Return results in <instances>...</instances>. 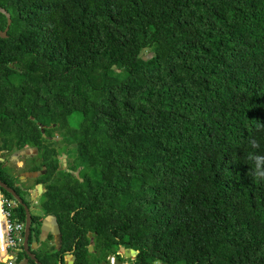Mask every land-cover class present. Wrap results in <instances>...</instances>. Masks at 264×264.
I'll list each match as a JSON object with an SVG mask.
<instances>
[{
    "label": "trees",
    "instance_id": "16d2710c",
    "mask_svg": "<svg viewBox=\"0 0 264 264\" xmlns=\"http://www.w3.org/2000/svg\"><path fill=\"white\" fill-rule=\"evenodd\" d=\"M0 6V152L38 150L74 264H94L89 231L103 259L122 245L131 264H264V0Z\"/></svg>",
    "mask_w": 264,
    "mask_h": 264
},
{
    "label": "flooded vegetation",
    "instance_id": "af4514ba",
    "mask_svg": "<svg viewBox=\"0 0 264 264\" xmlns=\"http://www.w3.org/2000/svg\"><path fill=\"white\" fill-rule=\"evenodd\" d=\"M52 138H55L54 136H51ZM57 140H61L63 137L58 136ZM67 151H71V149L67 146ZM37 150V149H36ZM38 153H32L27 154L26 158L24 157L22 161V165H20L21 169L20 171H14L12 172V176H16L17 179L14 180V190L17 192V194L20 196V198L23 200L24 203H26L30 209L31 213V232L29 235V244L31 251L33 249L37 250L38 256H39V264H46L45 262L48 260H59V264L61 261H63V264H70L72 262L71 258L67 257L68 255H72L75 257L74 263L76 261V244L73 243L72 239L76 233V229L72 228L70 231L69 236V243L72 246L71 249H67L66 244L63 242V234H62V224L60 221V218L62 216L65 218L67 217V213H62V216L59 214L54 213L56 209H61L60 207H64L62 205L57 204H45L43 203L44 199V193L47 191V183L46 182H38L37 179L40 178L42 175L46 174L45 166H42L40 169H31L35 165L33 164V161L30 159ZM65 153H62V156ZM68 157V154H66ZM71 158V157H70ZM4 162V161H3ZM68 163V162H67ZM64 164V163H63ZM3 166L8 167L9 169L12 167L9 162L3 164ZM11 170V169H10ZM40 174L31 176L28 173L32 172H39ZM73 173H75L74 170H72ZM14 174V175H13ZM9 179L12 180L13 178L11 175L9 176ZM38 184H42L43 190L39 191ZM17 204L15 205V208H19L20 206H23L26 212L27 217V210L24 205H22L21 202L18 200ZM88 207H97L93 205H89ZM75 214V211L71 212V216L73 217ZM61 216V217H60ZM64 220V219H63ZM25 234H26V220H25ZM89 243L86 245L88 250L92 253V256L89 254H85L88 258L91 257V259L94 261L92 263L97 264H131V259L126 258L124 255L120 254L119 252L117 254H120L123 256V260H120L119 257L116 255H109L103 259V254L99 252L97 245L99 237L103 240L104 238L97 234V232L93 233L92 231H89L87 233ZM25 244V241H24ZM90 246H93V249H90ZM25 250V246L24 249ZM119 251V250H118ZM27 257H29L28 252L25 250ZM64 253V254H63ZM27 257H24L23 259H27ZM136 257V256H135ZM30 258V257H29ZM28 258V261H29ZM61 258V259H60ZM32 259V258H31ZM71 260V262H69ZM17 262L18 259H17ZM73 263V264H74Z\"/></svg>",
    "mask_w": 264,
    "mask_h": 264
},
{
    "label": "built area",
    "instance_id": "2783aa9c",
    "mask_svg": "<svg viewBox=\"0 0 264 264\" xmlns=\"http://www.w3.org/2000/svg\"><path fill=\"white\" fill-rule=\"evenodd\" d=\"M15 198L0 187V264H15L25 241V222L14 215Z\"/></svg>",
    "mask_w": 264,
    "mask_h": 264
},
{
    "label": "water",
    "instance_id": "95a60500",
    "mask_svg": "<svg viewBox=\"0 0 264 264\" xmlns=\"http://www.w3.org/2000/svg\"><path fill=\"white\" fill-rule=\"evenodd\" d=\"M0 12L5 14L6 17H7V26H6V28L5 29H1L0 28V36L5 38V37H8V31H9V28H10V26L12 24V17H11V14L8 12V10L6 8L2 7V6H0ZM42 130H44V125H42ZM27 152L29 153V149L28 148L25 149V150L20 151L19 153L14 154V156H16L17 159H18L21 154L27 153ZM66 157H67V155L65 154L64 155L65 165L67 164L66 163ZM3 159L4 158L0 157V161H2ZM20 164L22 165L23 163H20ZM75 173H76V175H79V171H76ZM28 174L31 175V176H35V175L40 174V171L39 172H34V173L30 172ZM0 187L2 189L6 190L8 193H10L13 198L18 200L19 202L22 203V205L25 206V208L27 210V217H26V234H25V244H24V246H25V250L29 254V257L34 259L37 263H39V260L37 259L36 255L30 249V247H32V246H30V244L28 242L29 241V235H30V232H31V213H30V209H29L28 205L23 202V200L20 198V196L17 194V192L12 187H10L7 183L3 182L1 179H0ZM38 189H39V191L43 190L42 184H38ZM90 249L92 250L93 246H90ZM118 252L120 254L124 255L126 258H130V257L137 256L139 251L136 250V249H133V248H126L125 246L121 245ZM67 257L71 258L72 262L70 264H73L75 257H73L72 255H68ZM19 264H28V258L25 259L24 261L20 262ZM60 264H62V263L60 262Z\"/></svg>",
    "mask_w": 264,
    "mask_h": 264
},
{
    "label": "rangeland",
    "instance_id": "374dc122",
    "mask_svg": "<svg viewBox=\"0 0 264 264\" xmlns=\"http://www.w3.org/2000/svg\"><path fill=\"white\" fill-rule=\"evenodd\" d=\"M149 51L148 50H146V51H144V53H148ZM77 118H78V116H74L72 119H71V121L73 120V121H76L77 120ZM73 126L75 125V123H71ZM59 137H56V138H54V139H58ZM29 149V153L27 152V153H23V154H21L20 156H19V158L17 159V157L16 156H14V154H16V153H19L20 151H17V152H15V153H13L11 156L10 155H7V156H2L1 155V153L2 152H0V157H2V158H4L2 161H4L5 163H8L9 162V164L12 166L10 169H15V171H20V169H21V167H20V163H22V159L25 157L26 158V156H27V154H32V153H35V152H37V150L36 149H34V148H28ZM65 155V154H64ZM64 155L63 156H61V161H62V166H64V167H67L68 166V164H69V162L71 161V158H69V157H66V165H65V161H64ZM64 163V164H63ZM69 262H71V260H69Z\"/></svg>",
    "mask_w": 264,
    "mask_h": 264
},
{
    "label": "clouds",
    "instance_id": "9594fccd",
    "mask_svg": "<svg viewBox=\"0 0 264 264\" xmlns=\"http://www.w3.org/2000/svg\"><path fill=\"white\" fill-rule=\"evenodd\" d=\"M258 175H259L261 178H264V173L259 172Z\"/></svg>",
    "mask_w": 264,
    "mask_h": 264
},
{
    "label": "crops",
    "instance_id": "0c3cea01",
    "mask_svg": "<svg viewBox=\"0 0 264 264\" xmlns=\"http://www.w3.org/2000/svg\"><path fill=\"white\" fill-rule=\"evenodd\" d=\"M22 261H24V259L23 260H21V261H19V262H16L15 264H19L20 262H22ZM28 264H29V261H28Z\"/></svg>",
    "mask_w": 264,
    "mask_h": 264
}]
</instances>
